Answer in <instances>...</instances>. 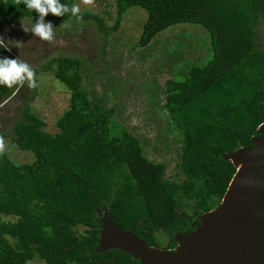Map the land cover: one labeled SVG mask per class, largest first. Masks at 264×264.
<instances>
[{
	"label": "trees",
	"instance_id": "16d2710c",
	"mask_svg": "<svg viewBox=\"0 0 264 264\" xmlns=\"http://www.w3.org/2000/svg\"><path fill=\"white\" fill-rule=\"evenodd\" d=\"M114 1V30L129 8L147 12L137 46H149L179 24L198 25L209 34L212 58L184 64L158 87L168 129L181 144L178 171L167 177L166 163L147 157L145 140L116 120L117 109L84 87L79 59L54 58L47 71L53 66L54 77L70 92V107L52 134L26 104L11 138L19 150L33 154V162L18 164L7 150L0 155V264L36 258L47 264H141L120 249L100 250L105 211L149 246L172 249L176 234L194 230V221L221 203L236 173L223 155L250 146L264 123V48L258 31L264 0ZM76 2L58 0L69 9ZM81 14L111 34L102 18ZM0 17L12 23L40 19L16 0H0ZM47 19L78 20L71 11L59 17L48 13ZM2 54L0 47V60L7 59ZM19 87L0 85V101Z\"/></svg>",
	"mask_w": 264,
	"mask_h": 264
},
{
	"label": "rangeland",
	"instance_id": "374dc122",
	"mask_svg": "<svg viewBox=\"0 0 264 264\" xmlns=\"http://www.w3.org/2000/svg\"><path fill=\"white\" fill-rule=\"evenodd\" d=\"M76 4L80 5L82 13L102 18L112 29L111 34L106 35L92 19H73L68 21V28H61L62 24L47 19L44 22L50 23L55 32L54 41L49 43L30 30L38 18L12 23L0 17L3 58L28 63L35 69L38 84L30 89L25 82L10 99L0 101V132L6 135L10 158L18 164L34 160L32 153L19 150L11 138L13 126L22 117L26 104L45 120L48 132H58L57 120L69 109L71 94L54 77L53 66L51 72L47 67L54 58L67 56L82 62L84 87L101 95L108 107L117 109L116 120L145 140L147 157L153 162L166 163V175L173 177L178 171L181 144L168 129L162 110L164 95L159 88L174 78L176 71L182 72L184 64L207 63L212 58L208 32L198 25L179 24L161 33L149 46L140 47L137 43L147 19L146 11L139 7L129 8L120 27L114 30L117 21L114 0H93L91 5L77 0ZM258 31L264 48V22L258 25ZM157 94L160 99L155 98ZM27 264L47 263L36 258Z\"/></svg>",
	"mask_w": 264,
	"mask_h": 264
},
{
	"label": "water",
	"instance_id": "95a60500",
	"mask_svg": "<svg viewBox=\"0 0 264 264\" xmlns=\"http://www.w3.org/2000/svg\"><path fill=\"white\" fill-rule=\"evenodd\" d=\"M223 159L236 173L221 203L202 214L194 230L176 234L174 249L149 246L105 211L100 250L120 249L141 264H264V123L250 146Z\"/></svg>",
	"mask_w": 264,
	"mask_h": 264
},
{
	"label": "clouds",
	"instance_id": "9594fccd",
	"mask_svg": "<svg viewBox=\"0 0 264 264\" xmlns=\"http://www.w3.org/2000/svg\"><path fill=\"white\" fill-rule=\"evenodd\" d=\"M21 3L26 5L27 9L39 14V21L35 25H31L30 30L40 40L49 43L54 41L55 32L50 23L44 22V17L48 13L59 17L71 11L73 17L81 21L83 20L79 4H73L69 9L67 5H60L58 0H16V4L19 5ZM82 3L84 5H91L93 4V0H82ZM68 27V22L61 25V28ZM24 30L28 31L29 28H24ZM0 44H2V41H0ZM25 82H27V86L30 89L38 87L35 69L23 60H0V85L11 88L14 85L23 86ZM5 151L6 142L4 137L0 135V155H3Z\"/></svg>",
	"mask_w": 264,
	"mask_h": 264
},
{
	"label": "flooded vegetation",
	"instance_id": "af4514ba",
	"mask_svg": "<svg viewBox=\"0 0 264 264\" xmlns=\"http://www.w3.org/2000/svg\"><path fill=\"white\" fill-rule=\"evenodd\" d=\"M194 222H195V221H194ZM188 231H189V230H188ZM186 232H187V231H186ZM176 246H177V245H176ZM176 246H175V247H176ZM175 247H173L172 249H174Z\"/></svg>",
	"mask_w": 264,
	"mask_h": 264
}]
</instances>
